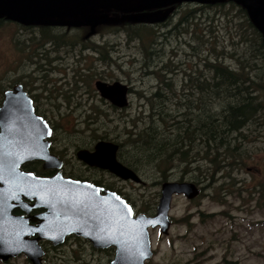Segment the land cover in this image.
Segmentation results:
<instances>
[{
	"label": "rangeland",
	"instance_id": "374dc122",
	"mask_svg": "<svg viewBox=\"0 0 264 264\" xmlns=\"http://www.w3.org/2000/svg\"><path fill=\"white\" fill-rule=\"evenodd\" d=\"M112 2L113 8H98L89 12V15L81 16L80 25L87 26V29L83 31L80 28V34L86 37L85 43L90 40L106 43L111 60L115 62L106 65L98 60L100 55L79 44L75 46V54L71 52L72 49L69 53L56 52L63 60L49 63L51 67H48L45 75L44 69L40 71L39 78L36 77V71L33 72V90L37 93L44 112L56 127L54 140L56 143L60 142L55 146L56 150H60V147L66 149L68 145L94 144L99 139L93 133L114 137L112 140H105L123 142L127 132L134 129L133 121L137 127L142 126L147 119L148 109L144 97L157 86L154 74L143 73V60L148 63V68L156 64L157 67L165 64L172 67L173 94H183L192 68L194 65L198 67L194 63L198 62L199 57L192 54V47L188 43H195L191 35L193 30L202 37V41L195 44L194 51L198 52L201 59L212 57L224 49L239 50L235 45V38L231 39L234 34V20L223 18L222 13L216 11L218 5L201 8L202 5L199 4L182 3L174 7V12L167 8L157 13L151 9L134 13L128 10L134 4L133 0ZM189 8L196 9L193 11L196 17L188 26V34L183 37L179 31L175 35L174 24H177L180 16ZM208 11L213 16L211 19L207 16ZM135 15H143L145 19H152L149 22H157L151 24L158 30L157 34H166V37L158 35L156 51L146 60L136 46L137 42H127L125 33L113 32V27L108 26L129 20L128 18ZM92 18L103 21L90 27L87 22L93 20ZM181 26L178 28L181 29ZM10 30L6 26L3 32L8 35ZM76 34L78 37L79 33ZM67 37L72 38L73 33H67ZM146 44L147 41L144 49L148 46ZM0 50L1 86L12 76L13 49L7 40H2ZM160 50L161 54L155 55ZM49 53L48 56L52 59V51ZM70 60L73 64L71 67L67 64ZM224 62L236 67V61L227 55ZM199 69L202 70V66ZM204 73L206 74L205 70ZM97 79L126 83L131 89L128 95L129 105L119 109L101 98L94 86ZM259 95L264 100V90ZM175 108L172 101L169 109L173 111ZM232 136L236 137V150L228 155L231 163L226 169L215 172L213 179L210 177L213 172L212 165H209L207 159L194 162L186 172L173 158L170 164H161V171L140 162L141 165L135 171L138 172L141 183L123 182L113 177L111 186L125 191L136 211L146 214L155 212L161 183L164 181H192L201 188L200 194L193 199H188L183 194L172 197L168 234H162L158 228L149 229L155 253L147 261L148 264H264V122L244 126ZM196 144L198 143L194 142V147L192 145L187 149L189 159H201L208 156V150L213 151L205 143V148ZM68 156L71 157V152ZM233 156L234 159L231 158ZM195 167L198 171L193 170ZM220 171H229L232 179L222 177L223 173ZM113 254L109 249L97 251L88 243L69 239L59 246L46 245V254L42 261L44 264H109ZM0 264L32 263L25 255H18L7 262L0 260Z\"/></svg>",
	"mask_w": 264,
	"mask_h": 264
},
{
	"label": "water",
	"instance_id": "95a60500",
	"mask_svg": "<svg viewBox=\"0 0 264 264\" xmlns=\"http://www.w3.org/2000/svg\"><path fill=\"white\" fill-rule=\"evenodd\" d=\"M213 0H133L130 11L160 8L174 3H205ZM242 6L264 44V0H227ZM112 0H0V16L15 21L36 22L50 17L89 15L98 8H113ZM145 17V16H144ZM143 15L131 16L135 21H152ZM93 19V18H92ZM162 20V19H161ZM93 19L87 24L102 22ZM98 23V24H99ZM95 89L100 97L117 108L128 105L129 86L121 81L97 79ZM52 130L48 123L34 114L31 100L14 87L5 93L0 107V260L7 261L24 254L32 264H42L44 251L40 240L61 244L69 234L88 239L95 248L114 247L109 264H147L153 256L149 228L168 234L172 197L183 194L193 199L200 194L192 181H164L152 215L134 214L132 207L116 192L103 190L60 172L53 176H38L21 166L31 160H41L44 168H60L62 161L49 151ZM118 144L98 140L93 151L78 150L76 156L85 163L109 170L122 179L141 183L139 175L116 158ZM23 198L33 201L30 208H44L38 222L30 226L22 215L28 212Z\"/></svg>",
	"mask_w": 264,
	"mask_h": 264
},
{
	"label": "trees",
	"instance_id": "16d2710c",
	"mask_svg": "<svg viewBox=\"0 0 264 264\" xmlns=\"http://www.w3.org/2000/svg\"><path fill=\"white\" fill-rule=\"evenodd\" d=\"M179 5L175 4L174 7ZM213 5H218L216 11L221 12L223 18L234 20V34L231 35V39L235 38V45L239 47V50L233 49L232 52L224 49L219 53L214 51V56L201 59L198 52L194 53V51L196 50L195 44H199L202 37L196 33V30H193L191 35L195 43L185 42L192 47V54L199 57L198 62L194 63L198 67L194 65L192 68L189 83L185 84L183 94L179 96H174L171 84V72L174 69L168 67V64L159 67L156 64L148 68V63L143 60V73L154 74L158 86L145 97L138 92L146 100L147 119L141 127H137L133 121L134 129L127 132L123 142H118L121 148L119 158L135 170L141 165L140 162L159 169L161 164L165 166L174 159L179 167L187 172L194 162L207 159L209 165H212L213 172L210 173V177L213 179L215 172L226 169L231 163L228 155L230 156V153L236 150L234 143L236 137L232 135L244 126L264 122V100L259 95L264 90V44L261 35L249 20L246 10L240 5L227 0H213L205 2L201 8H211ZM195 10L189 8L180 16L177 24L173 26L175 35L179 31H181L180 36L183 37L188 34V26L196 17L193 13ZM207 16L209 19L213 17L210 16L209 11ZM108 26L113 27V32L125 33L127 42H137L136 46L145 60L156 51L158 35L166 37L165 33L157 34L158 30L152 25H144L131 20H122L115 25ZM179 26L181 29L178 28ZM81 27L83 31L87 29V26ZM80 35V45L100 55L98 60L106 65L115 62L111 60L106 43H97L93 40L85 43L86 37L83 34ZM65 38L67 39V31ZM146 41L148 46L144 49ZM86 44L88 46H85ZM161 51L155 55L161 54ZM225 54L236 61V67L233 68L224 62ZM201 66L202 70L199 69ZM172 101L176 106L173 111L169 109ZM93 135L96 139H114L102 133H93ZM194 142L203 148H205V143L213 151L208 150V156L201 159H189L187 149ZM231 158L234 159L235 156ZM193 170L198 171V168L195 167ZM222 177L232 179L229 171H225ZM196 178L199 179V176ZM262 185L264 188V184ZM128 201L131 202L130 199Z\"/></svg>",
	"mask_w": 264,
	"mask_h": 264
},
{
	"label": "flooded vegetation",
	"instance_id": "af4514ba",
	"mask_svg": "<svg viewBox=\"0 0 264 264\" xmlns=\"http://www.w3.org/2000/svg\"><path fill=\"white\" fill-rule=\"evenodd\" d=\"M151 10H153L154 13L158 12V10L155 9H151ZM80 17H81L80 15L59 16V17L54 16L47 19H36L38 20L36 22L33 21V22L24 23V21L23 22L15 21L8 19L5 16H0V43L2 42V40L5 41L7 40L9 46L11 45L13 49L12 76L11 79H7V82H5L3 85L0 86V107L2 106L3 100L5 98V93L8 91H12L14 87L19 86L21 87V90L26 94V96L31 100L34 109V114L44 119L52 130L51 135L46 138L43 137L41 141L49 142V151L62 161L61 167L44 168L43 161L31 160L24 163L21 166V169H23L24 171L33 172L38 176H46V177L53 176L56 173L60 172L63 177L89 182L90 184L102 189L100 191V194L104 193L103 190L116 192L132 207L134 214H136L138 212L135 209V205L128 201L129 198L125 193V191L111 186V181L113 177H115L116 180L123 182L124 181L135 182V181L131 179L125 180L119 178L118 176L111 173L107 169L89 165L77 158L76 153L78 150L85 149L91 152L94 150V145L96 142L94 144H79L76 146L68 145L66 149L60 147L61 148L60 150L62 151L56 150L55 146L60 143V142L56 143V141L54 140L56 127L48 117L47 113L44 112V109L41 107V101H39V98L36 96L37 93L34 92L33 90L34 87L33 84L31 83L34 70L36 71L37 74L36 77L39 78L41 70L44 69V75H45L46 74L45 71L48 69L49 66L51 67L49 63L52 64L53 61L59 62L60 60H63V57H61L59 54H55L56 52L61 54L69 53L70 50L72 49L71 52L75 54L76 51L75 46L80 44L79 36L77 37L76 34V32H78L80 35V28H81ZM154 22L152 23L144 22L142 24L148 25V24H153ZM6 26L11 28L10 34L8 35H5V33L3 32ZM66 31L68 34H71L72 32L73 37L72 38L67 37L66 39L65 38ZM48 46H50V48ZM51 51L53 54L52 59L48 57V53ZM0 54H1V50H0ZM71 62L72 61L70 60V62L67 63L69 67L73 65ZM79 74L80 73H77V75ZM120 150L121 148L120 145L118 144V148L116 150L117 160L120 163H122L124 166L136 172L135 169L129 167L119 158ZM70 152H71V157L68 156ZM136 173L138 174V172ZM23 199L26 202L25 206L28 207V212H25L20 208H15L12 211V213L14 215L24 216V218L28 220L27 222L30 226L36 225V223L38 222L36 217L37 215H39L44 211V208H40V207L30 208V206H32L33 204V201L27 198H23ZM69 239H75L88 243L93 248V250L102 251L105 249H109L114 253V247L112 246L107 248H95L88 239L82 236H77L75 234L67 235L61 244L65 243ZM39 243L44 251L43 256H45L46 254V245L54 247V245H52V243L48 240H40ZM111 259H109L108 263L110 262ZM7 261H2V262H7ZM42 264H44L43 261Z\"/></svg>",
	"mask_w": 264,
	"mask_h": 264
},
{
	"label": "bare ground",
	"instance_id": "6f19581e",
	"mask_svg": "<svg viewBox=\"0 0 264 264\" xmlns=\"http://www.w3.org/2000/svg\"><path fill=\"white\" fill-rule=\"evenodd\" d=\"M87 48V47H86ZM50 54V53H49ZM49 57V56H48ZM169 67V66H168ZM171 68V67H170ZM159 84V83H158ZM158 86V85H157ZM157 89V88H156Z\"/></svg>",
	"mask_w": 264,
	"mask_h": 264
}]
</instances>
